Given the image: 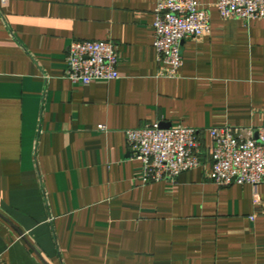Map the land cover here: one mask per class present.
<instances>
[{
    "label": "crops",
    "instance_id": "1",
    "mask_svg": "<svg viewBox=\"0 0 264 264\" xmlns=\"http://www.w3.org/2000/svg\"><path fill=\"white\" fill-rule=\"evenodd\" d=\"M158 1L0 0V264H264V185L214 184L208 132L264 126V20L197 0L212 32L170 79ZM74 41L116 43L120 78L68 80ZM161 124L205 131L201 165L143 185L126 132Z\"/></svg>",
    "mask_w": 264,
    "mask_h": 264
},
{
    "label": "built area",
    "instance_id": "2",
    "mask_svg": "<svg viewBox=\"0 0 264 264\" xmlns=\"http://www.w3.org/2000/svg\"><path fill=\"white\" fill-rule=\"evenodd\" d=\"M223 19L264 20V0H218ZM154 47L161 77L177 78L183 66L182 43L209 36V12L197 0H159L154 10ZM118 46L112 41H74L68 48L67 79L90 85L120 78ZM104 128V127H103ZM205 131L177 126L168 130L148 125L126 132L132 159L141 163L143 185L176 183L201 165L200 134ZM209 179L219 187L264 185V126L255 136L243 138L236 129H210Z\"/></svg>",
    "mask_w": 264,
    "mask_h": 264
},
{
    "label": "water",
    "instance_id": "3",
    "mask_svg": "<svg viewBox=\"0 0 264 264\" xmlns=\"http://www.w3.org/2000/svg\"><path fill=\"white\" fill-rule=\"evenodd\" d=\"M159 128L164 129V130H168L170 127H167L166 125L161 124V125H159Z\"/></svg>",
    "mask_w": 264,
    "mask_h": 264
}]
</instances>
